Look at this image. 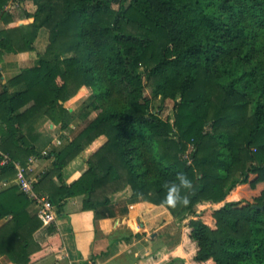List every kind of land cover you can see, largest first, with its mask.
Returning a JSON list of instances; mask_svg holds the SVG:
<instances>
[{
    "label": "trees",
    "instance_id": "1",
    "mask_svg": "<svg viewBox=\"0 0 264 264\" xmlns=\"http://www.w3.org/2000/svg\"><path fill=\"white\" fill-rule=\"evenodd\" d=\"M10 1L0 0V61L35 51L41 29L49 44L0 91V161L10 159L0 181L15 177L14 162L51 158L35 189L56 216L68 199L83 197L84 210L105 217L98 212L110 196L129 188L131 200L165 207L186 225L172 260L155 254L150 264H264V0H30L34 13L20 0L16 22L5 10ZM83 87L97 116L43 156L33 122L67 129L65 104ZM147 88L173 100V123L151 112ZM102 136L67 184L63 170ZM181 171L192 180L181 189L189 203L164 206V181ZM242 188L245 196L233 197ZM32 204L16 185L0 191V257L15 264L37 262L60 239L51 225L43 243L35 240L44 226Z\"/></svg>",
    "mask_w": 264,
    "mask_h": 264
},
{
    "label": "crops",
    "instance_id": "2",
    "mask_svg": "<svg viewBox=\"0 0 264 264\" xmlns=\"http://www.w3.org/2000/svg\"><path fill=\"white\" fill-rule=\"evenodd\" d=\"M22 7L29 13L36 10L31 12L27 9L29 6L25 7L24 4ZM41 30L34 43L35 51L5 53L2 56L0 91L8 79L18 75L23 69L38 64L36 54L43 53L49 44L48 41L43 51L38 49L39 41H46L45 36L40 37ZM75 100L74 98L65 104L70 113H74L75 109L70 104ZM68 124L67 129H62L61 123L37 118L30 131L39 134L35 141L36 149L43 154L51 149H59L66 141H71L80 130L81 120L73 116ZM105 142L106 138L100 137L63 170V179L67 184H71L82 174L87 168L88 158ZM52 162L51 158H37L32 164L33 176L50 169ZM13 179L14 177L10 178V181ZM12 186L10 183V187ZM7 187L0 181V191ZM130 195L129 188L111 195V205L98 212L106 216L99 219H95L94 211L83 209V197L68 199L64 203L63 212L57 216L53 225L60 238L59 242L57 238L55 241L52 239L50 243L53 252L33 264H150V259L155 254L166 255L162 263L172 260L171 213L162 206L131 200ZM30 211H37L34 203ZM2 224L0 222V226ZM46 237L47 227L40 228L34 234L39 243H43ZM0 264L15 263L6 257H0Z\"/></svg>",
    "mask_w": 264,
    "mask_h": 264
},
{
    "label": "rangeland",
    "instance_id": "3",
    "mask_svg": "<svg viewBox=\"0 0 264 264\" xmlns=\"http://www.w3.org/2000/svg\"><path fill=\"white\" fill-rule=\"evenodd\" d=\"M20 3V0H11L8 5L6 6H13V5H18ZM26 7V5H28L29 7L27 8L28 10H30L31 12H33V10L36 9V6L33 4L32 1L27 0L25 1V3H23ZM13 11V15L15 18V22L16 21H20L21 19V14L22 12L20 11L19 7L18 8H12L11 12ZM5 25L2 24V22H0V28L4 27ZM48 30L47 29H42L41 33H40V37H44L46 38L45 40H41L39 41V50L43 51L45 44H48ZM46 50V49H45ZM44 50V52H45ZM43 53L41 54H36L37 55V60H39L40 56H42ZM85 90V91H84ZM146 95L150 98V109L151 112L154 114H158L159 117H161L163 120H170L172 123L174 122V102L171 99L168 100H163L161 97H154L153 96V89L152 88H147L146 89ZM76 99L75 101H73L72 104H70L71 107H74V113H72V116L69 118V122L71 120V118L73 116H77L79 117L81 114L86 113L87 112V116L85 117V119H80L81 120V124L79 125V128H83L85 125H87L89 123V121H91L92 119H94L97 116V112L95 111H91L90 108V104H91V99H92V90L88 87H83L81 88L78 93L73 96L69 101H71L72 99ZM88 112H90V114L88 115ZM77 129V128H76ZM192 147L189 146V150L191 151ZM264 184L263 185H258V188L260 189V191L263 189ZM246 188H242L240 189L238 192H236L233 197H243L244 195V191ZM258 191L254 192L253 190L251 192H249L246 196L247 199L251 200L250 198H253L254 195H257ZM251 195V196H250ZM246 198V197H244ZM208 205V204H205ZM172 215V224L171 226V232H172V248L177 246L178 244L181 243L183 238H186L188 236V233L190 232L187 228L186 225L181 224L178 220V218L176 216ZM2 222H5L2 221ZM177 255H179V253H176ZM188 255H192V249L191 250H187L186 254L183 255V258L187 257ZM174 258H177L174 257ZM183 261V259H182ZM178 264H182V262H179Z\"/></svg>",
    "mask_w": 264,
    "mask_h": 264
},
{
    "label": "built area",
    "instance_id": "4",
    "mask_svg": "<svg viewBox=\"0 0 264 264\" xmlns=\"http://www.w3.org/2000/svg\"><path fill=\"white\" fill-rule=\"evenodd\" d=\"M15 6L18 8L19 4ZM13 6L7 7L11 11ZM43 156H47L48 152H44ZM37 161L36 157H31L26 165L20 162H14L16 174L12 181L4 180L2 185L4 187L10 186V183L16 185L21 192H23L36 206L38 218L41 220L44 227L54 225L57 221L55 206L47 195L38 193L35 189V184L39 181L44 172L35 176L32 174V164ZM10 159L3 156L0 161V167L9 164Z\"/></svg>",
    "mask_w": 264,
    "mask_h": 264
},
{
    "label": "clouds",
    "instance_id": "5",
    "mask_svg": "<svg viewBox=\"0 0 264 264\" xmlns=\"http://www.w3.org/2000/svg\"><path fill=\"white\" fill-rule=\"evenodd\" d=\"M192 180L183 171L178 172L174 179L164 181L165 196L161 203L164 206L176 207L178 204L187 205L188 196L182 194L181 189H191Z\"/></svg>",
    "mask_w": 264,
    "mask_h": 264
}]
</instances>
